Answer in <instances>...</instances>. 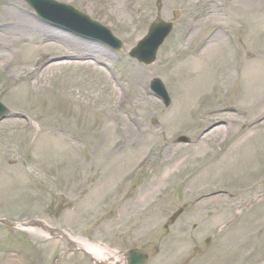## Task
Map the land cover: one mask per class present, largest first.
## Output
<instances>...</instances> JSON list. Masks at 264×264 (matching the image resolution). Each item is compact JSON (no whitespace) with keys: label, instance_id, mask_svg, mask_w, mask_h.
Returning <instances> with one entry per match:
<instances>
[{"label":"rangeland","instance_id":"obj_1","mask_svg":"<svg viewBox=\"0 0 264 264\" xmlns=\"http://www.w3.org/2000/svg\"><path fill=\"white\" fill-rule=\"evenodd\" d=\"M55 1L107 26L121 40L122 48L114 52L100 42L52 25L23 0H0V27L6 31L11 17L20 14L41 29L68 39L58 41L48 34L44 42L59 48L36 51L41 35L35 34L33 44L15 49L22 66L33 65L39 58H45L43 65L70 61L73 52L68 46L73 40L90 50L97 61L96 65L48 70L42 75V86L37 87L30 85V76L17 84L6 81L11 73L5 63L11 57L0 61V102L7 108L0 119L4 123L0 127V218L41 220L110 252L111 263L114 254L136 248L148 254L145 264H264V138H244L253 118L241 115L245 108L239 103L235 83L222 97V89L215 87L209 97L196 102L201 117L212 108L219 110L223 117L215 123L204 127L194 112L189 124L171 130L166 127L178 100V72L174 67L210 39L214 24L221 23L223 37L237 48L238 59L251 57L242 32L247 17L242 12L236 16L231 5L239 1L225 0L228 8L218 6L213 14L195 21L197 31L187 45L182 38L193 19L192 11L198 10V5L188 8L195 0ZM250 3V7L254 4L252 14L260 19L253 40L264 62V0ZM173 11L179 15L173 17ZM154 20L173 21L174 27L156 60L141 65L127 52ZM223 53L219 61H211L220 66L217 77L223 76L221 65L229 60L226 48ZM38 70L36 67L34 73ZM153 77L164 83L171 98L168 107L151 94L149 82ZM18 86L22 105L7 92ZM8 120L18 122L7 125ZM258 120H264V113ZM214 127L221 128L216 139L199 145L198 133ZM44 133H51L50 138H38ZM10 134L14 138H6ZM123 135L135 139L134 144L123 146ZM182 136L189 142L180 141ZM164 142L178 147L180 157L200 155L196 161L185 160L172 177L161 182L154 175L166 157ZM136 145L150 151L145 164L134 165L130 160L129 150ZM234 145L238 146L236 155L249 157V163L242 167L245 175L235 179L231 175L232 182L226 174L219 179L192 180L199 164L227 148L231 151ZM187 186L199 192L185 195ZM240 189L245 192L238 195ZM153 190L156 197L150 199ZM209 195H222L225 201L195 206ZM136 197L154 202L137 207ZM0 264L90 263L80 254L70 253L60 239L34 229L0 224Z\"/></svg>","mask_w":264,"mask_h":264},{"label":"bare ground","instance_id":"obj_2","mask_svg":"<svg viewBox=\"0 0 264 264\" xmlns=\"http://www.w3.org/2000/svg\"><path fill=\"white\" fill-rule=\"evenodd\" d=\"M238 1L239 2H235L234 5H231L232 7L234 6L233 11L236 16H238L237 14H239V12H242L247 17V21L242 32L244 38L247 39L245 43L248 50L250 51L251 57L238 59L237 48L230 46L223 37V27L221 23L218 21L216 24H214V33L212 34L210 39L205 42L199 50H196L193 55H191L189 58H185L174 67V71L178 72V100L175 108L171 112V115L167 118L166 127L168 128V130L173 129L174 127L185 126L192 122V114L194 112L197 113L196 102L203 97H209L215 87L216 89H222V97V95L227 92V88L232 84L234 85L235 83V90H237V88L239 89V103H241V107L245 108V111H241V115L246 118H253V123L247 130L244 138H264V120H258L259 115L264 113V62L260 59L258 55L259 49L257 48V46L255 47V41L253 40V38H255L253 32L255 33V31H258L257 29L260 19L256 15L252 14L253 11L251 10V8L254 7V4L253 6L251 5L252 7H250V0ZM197 5L198 10L194 13V10L196 9H194V7ZM221 5H226L228 8L229 4L225 0H195L194 3L189 5L188 8L194 10L192 11L193 19L189 22L187 30L182 38V42L185 45L191 43L195 37L197 31L194 24L195 21L201 20L205 14H213L216 8ZM9 25L10 26L7 28V31L6 28L0 27V61L3 62L11 57V59L6 61L5 63V66L10 68V78L6 79V81H10V83L16 82L17 84L20 82V80H23L24 78L30 76L32 78L30 82V85L32 87L42 86V75L48 70L56 69L59 67L69 68L76 67L78 65L88 66L90 64H97V61L92 59L91 51L86 48H80L76 40H73L72 42L70 41L71 43L68 46V50L73 52L72 59L70 61L43 65L42 63L44 62L45 58H39L38 61L33 65L28 63L22 66L20 61L18 60V57L16 55L17 51H15V49H17L18 46L27 47L30 44H33V37L35 36V34L38 33L41 35V42L35 46L36 51L52 49V46L57 47L56 44L51 45L50 43L44 42L45 40L49 39L50 35H53L54 39H57L58 41H66L68 39L66 36L61 35L60 33L41 29L32 19L20 14L13 15L9 21ZM249 39H251V42L249 41ZM225 48L227 49L229 60L225 61V64L223 66L221 65L223 76L217 77L216 72L218 71L220 66L218 68L215 67V65H213L211 61H213L214 58L216 59V61H219L221 59L220 57L224 54L223 50ZM252 48L256 49L257 53H255ZM60 49L58 51H60ZM211 58L212 60H210ZM36 67L39 68L38 73H34ZM236 67H238V72H235ZM236 74H238L237 77ZM237 79L238 81L236 82L235 80ZM23 85H25V83ZM20 88L21 86H18L16 89H8L7 92L9 96L15 97L16 104L22 105L19 96L21 91ZM217 92L219 93L218 90ZM105 117L107 119V117L109 116L106 115ZM221 117H223V115L220 114L219 110L213 108L209 110L206 117H201L200 113H197V121L203 123L204 127L212 124L213 122L215 123V121H217ZM16 122L18 121L8 120L7 125H13ZM2 125H4V123H0V127H2ZM23 127H27V125H23ZM220 131V127H214L206 131H200L198 133L199 145H208L211 141L216 139V135ZM120 133L123 134L121 131ZM50 136L51 133H44L38 136V138H50ZM53 137L56 138L55 135H53ZM6 138H14V134H10ZM121 138H124L121 141L123 146L126 144H131L132 146L135 142V139H131V136L126 137L123 135ZM164 146V154L166 157L155 169L154 176L156 177L157 181H167L176 172V167L183 165L185 163V160L189 158L192 160V162L196 161V157L200 155L195 154L194 156L192 155L189 158L180 157L181 155L178 154V147H175L174 145L166 142H164ZM237 147L238 146L234 145L233 147H231V151L227 148L225 151H222V153L216 154L209 160L199 164L198 172L196 173V176L194 175L195 177L192 178V180L198 182L212 178L219 179L223 174H226L227 179L232 182L233 179L230 177L231 175L234 179L239 178V176L241 175H245V171H243L244 169H242V167L243 164L249 163V157L247 155H236L234 153V149H236ZM149 153L150 151H147L146 148L139 147L137 145L133 146L129 150L130 160H133L132 162L134 165H137L138 163L145 164ZM238 165H240V168H238ZM153 192L154 190L151 193L152 195L150 194L152 196L150 199L156 197V193L154 194ZM196 192H199V190L193 189L191 188V186H187L185 188V195L186 193L192 194ZM244 192L245 189H240L237 191V194L241 195ZM135 199L137 207L148 206L154 202V199L146 200L144 197H136ZM223 201L225 200L224 198H222V195H209L208 197L202 199L200 203H196L195 206L201 207L202 204L210 202H214L215 205H219ZM261 222H264V214L262 215ZM35 231L40 233L39 230ZM64 237L68 238L74 246L87 250L100 262L107 263L108 260L111 259L110 252L88 244L83 239L74 238L68 234L64 235ZM120 257L121 256L117 254L113 255V259H118Z\"/></svg>","mask_w":264,"mask_h":264},{"label":"water","instance_id":"obj_3","mask_svg":"<svg viewBox=\"0 0 264 264\" xmlns=\"http://www.w3.org/2000/svg\"><path fill=\"white\" fill-rule=\"evenodd\" d=\"M30 6H32L37 13L45 16L49 20H54L62 25L66 26L68 29L90 37L93 39L100 40L111 47L113 50L120 48L121 43L119 40L114 38L111 32L101 26L100 24L91 21L87 16L81 14L70 6H65L63 4L57 3L53 0H25ZM172 28V25L167 22H157L150 25L147 35L134 47L129 55L138 59L139 62L144 64H149L155 59L156 51L159 45L163 42L164 38L168 35ZM151 90L156 97L161 99L163 103L167 106L170 103L169 96L159 79L154 78L151 81ZM6 112V109L0 104V117H2ZM180 141H188L187 138L181 137ZM1 223H6L8 225L15 226L16 223L8 222L5 220H0ZM25 226H37L41 227L44 231H47L51 235H54L57 230L51 229L47 226H43L40 222L32 220L28 223L23 224ZM67 242V246L71 250L80 251L84 253L91 261L93 258L89 256L84 250L74 249L71 243L64 238ZM130 257L129 264H142L146 259L144 254H141L137 250L128 251Z\"/></svg>","mask_w":264,"mask_h":264}]
</instances>
